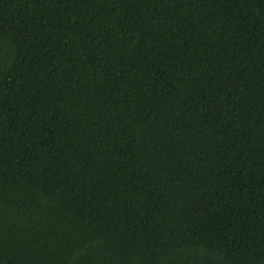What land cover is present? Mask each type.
<instances>
[{
	"label": "trees",
	"instance_id": "1",
	"mask_svg": "<svg viewBox=\"0 0 264 264\" xmlns=\"http://www.w3.org/2000/svg\"><path fill=\"white\" fill-rule=\"evenodd\" d=\"M0 264H264V0H0Z\"/></svg>",
	"mask_w": 264,
	"mask_h": 264
}]
</instances>
